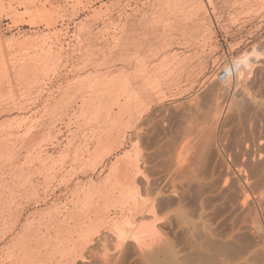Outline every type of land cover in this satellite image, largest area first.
Listing matches in <instances>:
<instances>
[{
	"label": "bare ground",
	"instance_id": "bare-ground-1",
	"mask_svg": "<svg viewBox=\"0 0 264 264\" xmlns=\"http://www.w3.org/2000/svg\"><path fill=\"white\" fill-rule=\"evenodd\" d=\"M260 60L251 68L230 66V74L221 69L202 99L177 103L173 112L164 107L168 113L144 107L147 89L132 90L126 82L124 101L82 159V167H92L89 181L77 180L71 191L76 181L57 169L42 180L29 174L1 180L0 241L13 236L0 264H247L250 250L240 249V241L253 237L264 246ZM158 71L163 79L173 73L171 67ZM143 76L145 84L154 83L152 75ZM132 138L139 144L135 154L119 158L97 182L94 171ZM188 145L193 149L184 156ZM101 148L110 151L95 157ZM51 165L44 168L58 167ZM63 189L70 191L66 199L54 202ZM52 197L47 209L27 214L24 201L39 206Z\"/></svg>",
	"mask_w": 264,
	"mask_h": 264
},
{
	"label": "rangeland",
	"instance_id": "rangeland-1",
	"mask_svg": "<svg viewBox=\"0 0 264 264\" xmlns=\"http://www.w3.org/2000/svg\"><path fill=\"white\" fill-rule=\"evenodd\" d=\"M260 59L264 0H0V181L24 174L42 180L57 169L76 181L71 191L77 180L89 181L92 167L81 166L88 146L124 101L126 82L147 89L144 107L168 113L202 99L221 69L230 74ZM169 66L173 73L163 79L158 70ZM145 74L154 83L145 84ZM132 139L94 171L97 182L135 154ZM63 190L54 202L66 199ZM53 197L39 206L24 201L27 214L47 209ZM246 239L238 246L249 247L247 264H264V246Z\"/></svg>",
	"mask_w": 264,
	"mask_h": 264
}]
</instances>
